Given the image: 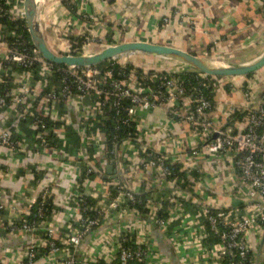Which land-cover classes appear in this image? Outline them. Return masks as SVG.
<instances>
[{"label": "crops", "instance_id": "1", "mask_svg": "<svg viewBox=\"0 0 264 264\" xmlns=\"http://www.w3.org/2000/svg\"><path fill=\"white\" fill-rule=\"evenodd\" d=\"M53 1L48 2L49 6L44 8L45 14H48L44 22L51 19L53 21V16L60 12L56 0ZM78 10L79 14L89 13L92 20L88 25L73 20V24L77 27L74 30L81 35L87 32L89 37L92 35L100 37L98 39H104L107 36L117 38L126 34L138 38L139 41L171 42L173 47L190 53L194 49L202 48L206 54H208V48L210 54L212 48H216V52H224L227 49L224 45L232 43L243 47L253 46L254 51L259 48L261 51L264 49L262 47L264 44L258 45L256 41L260 37L264 38V16L260 14L261 0H187L186 4L178 3L176 0H109L106 2L78 0ZM173 11L176 13L171 16L172 18L170 17L168 25L166 27L161 25L164 16H168ZM64 13L69 14L66 11ZM43 38L48 46L47 39ZM64 41L69 47V40ZM88 45H83L81 50L88 48ZM3 57L4 55L0 52V76L5 69ZM8 77L14 80L11 83L14 85L12 90H15L8 92L11 98L0 110V131L6 130L15 136L19 142V148L13 153L4 148L0 149V167L3 172L0 176V200L10 205L12 201L14 202L13 210L5 207V210L0 212V264H28L27 260H23L26 248L30 243L37 244L43 240L42 227L32 235L9 234L7 230L8 221L13 220L14 216L17 222L28 221L31 207L40 200L43 188H48L53 206L52 214L47 218L50 220L54 217L53 220L57 221L63 238L67 232V225L77 224L78 211L71 205V200L76 190L75 183L82 175L84 166L82 160L78 158L79 150L86 151L97 158L104 157L106 160L105 165L101 166L100 178L97 177L94 180L95 199L100 201L106 194L107 183L120 181L118 170L121 169L124 171L122 174L124 181L128 187H133L134 193H139L141 188L142 190L147 188L146 192L150 189L156 190L161 194L169 195L170 200L175 197L182 203L168 209L166 230H161L154 223L153 226L148 223V220L140 222L135 219V215L131 214L104 220L81 242L76 264H96L97 260L109 261L117 250L121 234L134 235L137 241L143 239L142 235L149 236L147 238L149 253L143 264H211L209 257L197 250L194 244L197 228L204 221L200 214L204 208L226 210L227 213L234 212L233 209L245 208L246 210L245 187L240 173L224 158L198 157L206 140H202L199 133L194 136L193 133L196 130L193 131L179 116H174L168 111L155 110L140 114L142 142L134 139L137 137L134 128V135L130 136L131 141L120 142L118 151L110 159L100 122L94 121L93 127L87 130L84 145V138H81L80 131L84 126L87 127L88 121H80V117L84 115L78 112V108L83 107L82 101L72 100L68 103L46 105L39 98L24 97L21 105L16 104L19 87L17 89L15 87L25 84L42 95L57 86L52 76L41 73L38 69L25 72L12 68L8 72ZM249 77L251 76L246 78ZM238 81L240 83V80ZM227 86L231 91H223L219 88L218 82H215L211 90L213 107L209 118L221 129L231 128L234 123L237 124L235 120H230L229 114H232L240 105L241 110L244 107L241 87L233 86V88L228 83ZM182 101L186 104L185 99ZM90 104L92 105V102ZM177 104L181 105V100ZM25 109L26 116L20 117ZM33 110L36 117L48 118L51 122L60 124L53 128L45 126L51 152L44 151V148L38 146V135L41 133L37 126L38 122L25 125L22 123L33 114ZM70 126L76 130L78 138L76 144L70 143L67 137V129ZM97 129L100 132L94 134ZM53 140L55 143L51 144ZM142 145H146L155 154L165 155L173 164L180 165V172L185 174L186 179L190 178V170H195L198 177L193 194L189 196L182 184L175 186L176 177L168 179L162 174L144 170L136 156V149L140 150ZM104 152L107 153L105 156L98 155ZM194 153L196 156L193 155ZM108 166L115 171V174H112L115 178L104 181L103 176ZM35 167H39L40 171L35 170ZM142 183L145 185L142 186ZM88 191L92 193L91 190ZM57 239L62 244L60 237ZM209 248L211 247L207 249ZM255 248L252 250V262L264 264L262 253L257 251L259 246ZM32 264H62V261L46 250L44 256Z\"/></svg>", "mask_w": 264, "mask_h": 264}, {"label": "built area", "instance_id": "2", "mask_svg": "<svg viewBox=\"0 0 264 264\" xmlns=\"http://www.w3.org/2000/svg\"><path fill=\"white\" fill-rule=\"evenodd\" d=\"M67 4H76L78 0H61ZM108 1V0H100ZM178 3L186 4L187 0H176ZM18 2L22 4V0H15L10 12V15L0 5V16L4 13L9 16V19L14 21L17 19L23 20L22 5L19 9H16ZM11 4L10 0H5L4 5ZM12 13V14H11ZM176 12H170L168 16H164L163 25L166 27ZM83 14V15H82ZM83 20H92L87 13H81ZM171 17V18H170ZM88 25V24H87ZM91 26V25H90ZM12 36H14L12 34ZM3 26L0 25V52L4 55L3 63L5 69L0 76V85L4 84L3 77H8L9 68L8 65H16L18 68L24 69L23 71H32L34 65H38V71L41 73L53 76V70L51 64L45 62L41 56L33 49L30 53L23 51H17L9 44H6L2 39ZM22 45V44H21ZM23 46V45H22ZM4 68V67H3ZM79 70V71H76ZM6 71V72H5ZM63 71L69 75L72 79L71 83H67L65 80L58 82L57 86L51 91L45 94H38L32 87L28 85H21L15 87L18 88L16 104L21 105L22 99L27 98H39L44 104L51 105L59 102H69L72 100L82 101L85 96H89L90 104L88 109L78 108V112L84 114L80 117V121L86 122L87 127L84 126L80 131L81 138H84V145L87 137V130L93 127V122L99 123L102 120V115L105 114V106L109 101H112V107L114 109L123 110V102H128V107L124 109L126 119L124 124H133L137 133L136 141L142 142L143 135L141 134L142 125L139 119V115L151 112V111H168L174 116H179L183 123L192 128L193 135L196 136L199 133L202 140H206L200 150L198 157L219 158L222 157L228 161L234 169H236L242 179V183L245 187L244 204L246 203L247 209L242 210L233 209L234 212L227 213L226 210L215 209L210 210L204 208L200 214L203 218L202 225L197 228L196 240L194 241L197 250L204 252L211 264H224L223 258L226 255H230L231 251H235L234 258L237 260L230 264H256L249 259V254L252 255V250L259 246V250L264 258V92L257 100H254V94H251V86L249 85L242 92L247 105L243 107V112L247 113V120L245 124H235L233 129L225 128L221 129L216 122L210 120L209 115L213 107V102L202 96V92L195 91L192 95H186L182 85L175 79L155 78V82H159L156 88L148 87L142 81H138L132 74L125 75L120 80H113L112 73L106 71L101 72L96 67L78 69L65 67ZM7 73V75H6ZM203 80L206 78L199 75ZM13 85V84H12ZM17 85V84H16ZM205 89L208 87L209 82L200 84ZM14 86V85H13ZM12 86V87H13ZM260 86V85H259ZM258 86V87H259ZM74 87V90H73ZM241 87V86H240ZM259 89V88H258ZM257 89V90H258ZM15 90V89H13ZM12 88L10 91H13ZM257 90H254L255 92ZM250 91V92H249ZM254 92V93H255ZM10 93V92H9ZM0 97V110L7 103V97ZM186 100V104H183L182 100ZM181 100V105L177 104ZM257 102V103H256ZM27 114V110L22 111L20 117H24ZM90 122V123H89ZM38 128L41 133L38 135V146L44 148V151L51 152L49 148V141L46 138V127L44 124L38 121ZM100 131L97 129L95 133ZM235 132V133H234ZM132 134L131 136H133ZM103 137V136H102ZM104 138V137H103ZM105 140V139H104ZM123 141H131L130 135ZM140 144V143H139ZM141 145V144H140ZM120 144H113L112 152L115 154L119 149ZM10 151L11 153L18 151L19 142L6 130L0 131V149ZM85 151V150H84ZM59 153V152H58ZM83 166L84 176H80L79 180L75 183V189L79 188V185L86 191L91 190L90 196L94 198V180L100 178L101 166H104L106 160L104 157L106 152L100 153L101 158L85 152H78ZM196 156V153L193 154ZM136 156L139 164L142 165L144 170L148 172L153 171L162 174L165 177H170V166L173 162L168 161L165 155H159L150 151L146 145H142L140 150L136 149ZM35 170H39V167H35ZM85 168V171H84ZM118 183H107L106 194L103 195L100 201H97L95 210L101 216V221L98 220H86L82 213L84 210L73 203L75 210L78 211V221L76 225L68 224L65 238L59 231L57 221L48 218H44L41 211H39V217L42 218L39 224L30 223L27 220L17 222L15 216L13 220L8 221L9 225L7 230L9 234L26 233L32 235L38 228L43 229V240L36 243H30L26 248L23 260H27L28 264H32L40 257L44 256L45 251L51 253L53 257L60 258L62 264H76L78 257V249L81 242L93 231V227L99 226L104 220L112 217L134 215L135 212L127 208H120L122 198L125 197L128 200L133 199V187H127V193L121 191L124 171L119 169ZM36 173V172H35ZM3 174L0 167V176ZM95 174L96 177L91 179L89 176ZM126 184V183H125ZM112 186L118 192L116 200L108 201L106 199L109 187ZM40 193V201L43 204L50 196L48 188H43ZM100 197V195L98 196ZM11 200V196H10ZM172 200V199H171ZM152 204L150 215L154 216L157 207L153 205V199L148 201ZM6 208L14 209V202L12 204H4L0 200V212H3ZM214 211V212H211ZM227 213V214H226ZM198 215L196 216V218ZM152 223L156 224L161 230H166L167 221L158 220L155 222L152 218H149ZM205 222H208L211 230L219 236L220 243L207 249L202 245L203 240L206 237ZM224 228V231H220L219 227ZM171 231V230H170ZM172 233V232H171ZM143 236V239L135 242L136 248L129 249L122 247L118 243L117 250L114 255L111 256L109 261L104 264H129L132 260H137L141 264L145 262L147 254L149 253V247L147 246V238L149 236ZM60 237L62 240L61 247L56 245L55 239ZM62 237V238H61ZM136 238V237H135ZM64 239V242H63ZM257 249V248H255ZM257 250V251H259ZM40 252H43L40 254ZM252 258V257H251ZM57 260V259H56Z\"/></svg>", "mask_w": 264, "mask_h": 264}, {"label": "trees", "instance_id": "3", "mask_svg": "<svg viewBox=\"0 0 264 264\" xmlns=\"http://www.w3.org/2000/svg\"><path fill=\"white\" fill-rule=\"evenodd\" d=\"M5 0H0V5L3 7L4 12H8L10 15V12H12L11 8L15 2V0H10L11 4L5 6L4 5ZM109 1V0H108ZM49 2V1H48ZM262 2V11L260 14L264 16V0H261ZM64 10L71 14L72 21L76 20L77 22H83L84 25L90 24L88 20H83V17L81 14H76L77 12V6L76 4H65L63 5ZM64 11V12H65ZM86 13V12H85ZM12 14V13H11ZM89 14V13H87ZM245 20H246V15H245ZM74 22V21H73ZM163 22L161 23V25ZM0 25L3 26V36L4 38L2 39L6 44H9L12 46L14 49L17 51H25L27 53H30L33 50V47L30 44L29 37L27 30L25 28V23L21 19L17 20H10L9 16L6 14H2L0 16ZM74 29L77 27L73 24L72 25ZM12 34L14 36H12ZM89 39V36L87 35V32L85 34L81 35L80 38H75L74 36H69L68 40L71 44V52H76L80 51L82 46L86 43ZM104 41L102 42L105 45H113L114 42L112 41L111 36H107L106 40L103 39ZM100 42V40H98ZM100 42V43H101ZM76 43V44H75ZM23 46H22V45ZM207 53L210 54L209 48L207 49ZM5 64H3V67L5 68ZM9 69L16 68L17 70H24L21 68H18L16 65H8ZM99 70H101L102 73L106 71H110L112 73V79L113 80H120L122 79L125 75L127 76L128 74H132L134 78H136L138 81H142L144 84L148 85V87L151 88H156L159 85V82H155L154 79H161V78H167V79H175L178 81L184 91H185V96L186 95H192L195 91H199L200 93L202 92V96L205 97L208 100H212V84L215 82H218L219 88L222 89L223 91H231V89L225 84V80H216L210 77H206L204 80L200 78L199 74L196 72H178V73H171L167 71H157V70H143L135 65H118L115 62L112 61H107L102 63L101 65L96 66ZM32 71H36L38 69V65H34L32 68ZM63 69H65V66H52L53 70V76L52 78L54 79V82L58 84V82H62V80H65L67 83H71L72 79L69 75H67ZM79 71V70H76ZM250 78V77H249ZM4 84L0 85V97H5L8 95V92L12 88V83L14 80L11 77H3ZM207 83L209 82L208 87L205 89L204 87H201L200 84L202 83ZM211 84V85H210ZM74 90V87H73ZM7 103L9 101V98L7 97ZM128 102H123L124 109L128 107ZM237 107V106H236ZM241 106H238V108H235V111L232 114H229L230 120H235L238 122V124H245L247 120V113L241 111ZM123 110H116L112 107V101H109L107 105L105 106V114L102 115V120H100V129L103 131V136L105 138V146L107 153L110 156V159L114 155L112 152L113 144H120L122 140L126 139L127 136H131L134 134V125L133 124H124V120L126 119V114ZM33 114L28 116L26 118L27 120L25 122H22L24 125L25 124H36L38 121H41L45 126L49 128L53 127H58L60 124L51 122L48 118L40 117V116H35L34 110L32 112ZM236 127L235 123L233 124V129ZM235 133V132H234ZM50 138V134L48 136ZM67 137L70 141V143L75 142V144L78 141V138L76 136V130L70 126L67 129ZM55 143V141H51ZM106 153V154H107ZM180 165L172 164L170 166V172L171 176L168 177V179H171L173 177H176V183L175 186H178L182 184V187L185 188L189 196L193 194L194 192V186L196 185L195 181H197V173L195 170H190V178L186 179L185 174L183 172H180ZM85 171V168H84ZM82 175L84 176L83 169H82ZM81 175V176H82ZM91 179H93L95 174H91L89 176ZM78 182L80 180L78 179ZM126 183V182H125ZM81 185V183H80ZM79 185V188H77L74 193L73 197L71 200V205L73 203L77 204L80 208L84 210L82 213V216L86 220H98L101 221V216L98 214V211L95 210L97 206V201L93 199L90 196V191H86L82 188V186ZM145 185L142 183V186ZM127 187L128 185L126 184V187L124 185H121V191L124 193H127ZM147 188H144L140 190L139 193H134L133 194V199L130 201L127 198L123 197L122 198V203L120 204V208H127L129 210H132L135 212V219L140 221V222H147L149 218H152L155 222L158 220H164L166 221L168 218V209L172 208L173 206H176L179 203H182V201L178 198L172 197L170 200V196L167 194H161L157 192L156 190H148L146 192ZM155 196V197H154ZM118 197V192L116 189H113L112 186L109 187V192L106 197L108 201H113L116 200ZM155 198V207L158 206V208L155 211L154 216H149L152 204H150L148 201L153 199L154 202ZM52 200L51 198H48L43 204H41V201L38 200L37 203H35L31 207V215L28 217V222L31 224H39L42 220V218L39 217V211L43 214V217L47 218L48 216H51L52 214ZM214 212V211H211ZM205 230H206V237L203 240V246L208 248L212 247L214 245H217L220 243L219 236H217L210 228V225L208 222H205ZM93 231L97 229V226L92 228ZM220 231H224V228L221 226L219 227ZM119 244L122 245V247H126L129 249H135V242L136 238L134 235H128V234H121L119 237ZM56 245L60 248L61 244L59 242V239H55ZM43 252H40L42 254ZM230 255H236L235 251H231ZM226 255L223 258V263L224 264H230L231 262L237 261L234 256ZM252 255L249 254V259H251ZM96 264H104L101 260H97ZM129 264H141L137 260H132L129 262Z\"/></svg>", "mask_w": 264, "mask_h": 264}, {"label": "rangeland", "instance_id": "4", "mask_svg": "<svg viewBox=\"0 0 264 264\" xmlns=\"http://www.w3.org/2000/svg\"><path fill=\"white\" fill-rule=\"evenodd\" d=\"M48 1L50 3L54 2L53 0H42V2L37 7V15H38V21H39V29L41 31V34L43 37H45L48 41V47L49 49L54 52L57 55L62 54H70V55H91L100 52L106 47L112 46V45H105L102 42L104 41L102 39H98L100 37H94V35L90 36L87 41H85L88 45V48H85L84 50L71 52L70 49V42L69 47L68 44L65 43L64 40L67 41V36H74L75 38H80L81 34L74 30L73 22L71 20L70 15L71 14H65L64 10L62 9L63 2L61 0H56V5L59 7L60 12H58V15H54L53 21L46 20L44 22V18L48 17V14H45L44 8L48 5ZM18 2L16 9H19L22 4H19ZM76 14H79V10L76 12ZM83 15V14H82ZM123 33V32H121ZM264 37V36H263ZM106 40V38H104ZM100 40V42L98 41ZM112 41L114 42L113 45H117L123 42H129V41H139L138 38L131 35L122 34L117 38H112ZM146 41V40H144ZM258 45L264 44V38H258L256 39ZM160 42V43H159ZM172 43H175L172 41ZM76 44V43H75ZM157 44L161 45H168L172 46L171 42H161V40H158ZM97 46V47H96ZM264 47V46H262ZM70 51H68L69 49ZM224 48H227L224 52H216V48H212L211 54H206L204 49L197 48L194 49L192 54L200 57L201 59L210 62L212 65H221V66H227L229 64L231 65H241V64H250L257 60L261 55L262 51L261 48L257 49L256 51L253 46L250 47H243L239 44H227L224 45ZM192 51V50H191ZM254 51V53H252ZM252 53V54H251ZM248 55V56H247ZM218 61V62H217ZM252 61V62H251ZM118 65L126 66V65H135L143 70H157V71H167L171 73H178L183 72L185 70L193 71L192 69H189L186 67L182 62L170 58H159L154 56H144V55H135V54H127L125 56L116 58L114 61ZM225 82H227L232 87H239L241 86V90L244 91V89L249 85V88L251 86V94H255L254 90H257L259 87H261L262 84H264V70L257 71L251 75L250 78L241 77L240 83L235 78L231 79H224ZM226 83V84H227ZM260 85V86H259ZM259 86V87H258ZM233 87V88H234ZM245 87V88H242ZM249 91V92H250ZM243 101V106L247 105V102L245 101V98L241 96ZM257 103V102H256ZM241 106V105H240ZM255 252V250H254Z\"/></svg>", "mask_w": 264, "mask_h": 264}, {"label": "water", "instance_id": "5", "mask_svg": "<svg viewBox=\"0 0 264 264\" xmlns=\"http://www.w3.org/2000/svg\"><path fill=\"white\" fill-rule=\"evenodd\" d=\"M33 3L34 0H22L23 21L25 23L29 41L33 49L41 56V58L53 66H65L68 68L78 69L92 68L107 61H114L116 58L125 56L127 54H135L178 60L189 69H192V72H196L204 77L216 79L243 78L251 76L257 71L264 70V57L256 64L247 67L236 66L231 68H216L211 66L210 62H207L190 52L178 49L173 46L161 45L148 41L123 42L117 45L106 47L100 52L91 55H57L49 49L41 34L38 16L35 15L33 11ZM183 72L191 71L185 70ZM263 92L264 84H262L261 87H259V89L255 92L254 100H257ZM89 105L90 98L89 96H85L82 99V106L85 109H88ZM112 174H115L113 168L110 166L106 167L103 180H113L115 177L112 176ZM122 184L124 187H126L124 182H122ZM148 223L154 226L150 220H148ZM258 253H260V250Z\"/></svg>", "mask_w": 264, "mask_h": 264}, {"label": "bare ground", "instance_id": "6", "mask_svg": "<svg viewBox=\"0 0 264 264\" xmlns=\"http://www.w3.org/2000/svg\"><path fill=\"white\" fill-rule=\"evenodd\" d=\"M42 2V0H34V3H33V11L35 13V15H37V5L40 4ZM38 16V15H37ZM264 57V51L262 53V55L257 59L255 60L254 62L250 63V64H242V65H236V66H242V67H247V66H251L253 64H256L257 62H259L262 58ZM213 67H216V68H231V67H236L234 65H227V66H221V65H212Z\"/></svg>", "mask_w": 264, "mask_h": 264}]
</instances>
